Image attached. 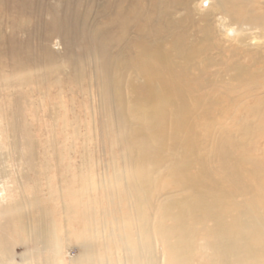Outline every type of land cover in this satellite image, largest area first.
Returning a JSON list of instances; mask_svg holds the SVG:
<instances>
[{
    "label": "bare ground",
    "instance_id": "1",
    "mask_svg": "<svg viewBox=\"0 0 264 264\" xmlns=\"http://www.w3.org/2000/svg\"><path fill=\"white\" fill-rule=\"evenodd\" d=\"M101 1L96 25L90 11L71 13L74 30L80 26L82 36L85 30L95 51L83 62L72 60L70 75L52 77L63 74L62 66L43 44L7 38L0 41V58L8 59L21 82L46 85L48 95L54 89L61 96L71 84L82 95L84 87H94L100 115L108 114L100 128L112 130L111 137L106 133L114 170L109 196H123L134 236L120 240L123 261L117 264H264V150L256 157L242 153L251 136L264 138V13L254 0H202L205 8L196 0ZM16 13L15 3H0L12 31L27 23ZM49 17L45 38L59 24L52 11ZM1 63L4 70L7 63ZM232 116L241 124L235 138L212 123ZM10 117L14 147L21 150L15 146L20 143L25 151L16 152L21 176L11 186L0 165V264H25L12 256L21 232L41 246L26 264H64L62 237L48 211L21 198L28 180L23 169L34 168L35 148L20 112ZM85 153L80 150V160ZM93 203L87 206L95 213ZM92 215L83 213L89 221ZM79 246L72 264H92L87 245Z\"/></svg>",
    "mask_w": 264,
    "mask_h": 264
},
{
    "label": "rangeland",
    "instance_id": "2",
    "mask_svg": "<svg viewBox=\"0 0 264 264\" xmlns=\"http://www.w3.org/2000/svg\"><path fill=\"white\" fill-rule=\"evenodd\" d=\"M201 1L196 0V3L199 2L200 8H205L206 4ZM1 2L15 3L16 12H18L16 19H25L27 23L12 31L6 24L8 23L6 17L0 16L3 20L0 24L1 35H3L0 41L4 43L12 38L19 45L29 42L34 47L38 44L45 45L46 50L54 56L56 63L62 66L63 74H53L52 77L62 78V75H70L72 60L83 62L88 53L95 51L93 50L95 41L86 37L85 30L82 36L80 26L79 31L76 32L70 18L71 13L89 14L90 11L94 16V19L91 17V21L96 25L98 14L103 9V1L0 0ZM254 3L255 9L264 13V0H254ZM101 6L102 9H100ZM50 10L59 24L45 38L43 22L49 20ZM4 48L5 45L0 47L1 53ZM6 60L8 61L6 57L0 58L2 67L5 62L7 63L5 71L0 69V165L1 170L8 175L7 178L2 179L11 186L10 182L21 176L18 168L21 162L16 152L23 154L25 150L20 143L15 146L21 150L14 147L16 136L11 135L7 129V124L11 120L10 115L18 110L24 124L23 128L35 148L36 157L33 169H23L28 180L22 185L24 188L21 198L34 199L38 207L48 211L47 216L49 215L55 222L56 235L62 237L63 263L72 264L80 258L79 244L81 242L87 245L88 255L93 254L92 264L98 263L97 259H104L109 264L123 261L120 240L122 241L125 236H134L129 222V210L126 201L122 199L123 196L117 195L113 199L109 196V189L113 186L111 181L114 170L108 165L110 152L106 133L108 137H111L112 130L109 126H107L108 132L106 127L105 132L100 128V124L108 119V114H105V117L100 115L101 106L98 104L94 87L92 85L84 87L86 95H82L71 84L63 88L61 96H58L54 89H51L48 95L46 85L35 88L31 83L21 82L19 76L13 71V66ZM245 61L248 60L245 59ZM86 62L83 63L82 68H87ZM260 67H264V63ZM202 90L204 91L199 89L197 92L200 93ZM17 105H20L18 109ZM223 119L221 117L219 120H212V123L216 124L214 129H228L230 135L235 138L240 132L237 131L239 130L237 124L241 125L238 117L232 116L233 121ZM206 123L204 121L198 129L204 130ZM263 135L264 133L260 134V136ZM256 138L251 136L246 140L242 149L244 155L249 157L262 155L264 138H258L260 140L255 142ZM257 142H259L258 150ZM80 150L86 151L82 160L79 158ZM53 153H56L57 160L53 158ZM113 154L116 156L117 153ZM117 160L114 157L113 162L117 163ZM79 167H82L80 175H78ZM116 167L117 165L115 170H119V167ZM19 181L23 182V179ZM49 183L50 191L47 186ZM11 194L15 198V192L12 191ZM89 200L94 202L92 205L95 213L87 206ZM62 207H67V211ZM83 213L87 214V218L94 213L92 220L89 221ZM34 215H36L35 212L29 211V217ZM22 239L27 241L23 232L15 234L12 256L15 263L26 264L34 259L33 251L36 247L41 246H34L28 241L22 244L20 242ZM42 256L38 255V258L41 259Z\"/></svg>",
    "mask_w": 264,
    "mask_h": 264
}]
</instances>
